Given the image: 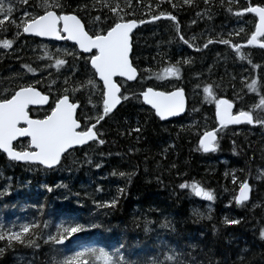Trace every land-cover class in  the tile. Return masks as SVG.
Segmentation results:
<instances>
[{"label":"trees","instance_id":"trees-1","mask_svg":"<svg viewBox=\"0 0 264 264\" xmlns=\"http://www.w3.org/2000/svg\"><path fill=\"white\" fill-rule=\"evenodd\" d=\"M53 4L16 0L29 18L44 14L46 5L57 14H74L92 37L136 20L140 26L131 36L130 61L138 77L133 83L116 80L121 104L104 113V91L90 55L66 42L26 37L23 24L0 22V39L10 42L0 47V101L32 86L49 103L28 113L43 118L66 96L79 105L81 129L92 127L98 134L96 141L66 153L53 169L9 161L0 152V264H21L22 259L27 264H100L102 259L112 264H264V173L253 179L257 170L264 172V112L255 108L264 100V49L246 46L237 55L234 47L254 29L255 17L243 9L264 7V0ZM238 18L247 23L236 36ZM56 59L65 63L56 67ZM44 63L51 65L39 69ZM172 65L179 75L161 79L163 69ZM254 65L260 82L250 91ZM205 84L213 86L215 100H230L256 123L219 127L216 105L204 99ZM149 87L182 88L185 114L161 122L141 103ZM209 130L217 135L215 150L204 152L199 140ZM13 147L29 150L27 140ZM244 181L253 189L247 202L237 204L238 184ZM193 182L201 197L190 187ZM182 183L185 188L179 187ZM73 236L79 239L70 242ZM60 239L66 243L57 245Z\"/></svg>","mask_w":264,"mask_h":264},{"label":"water","instance_id":"water-1","mask_svg":"<svg viewBox=\"0 0 264 264\" xmlns=\"http://www.w3.org/2000/svg\"><path fill=\"white\" fill-rule=\"evenodd\" d=\"M248 13L256 18V23L254 31L248 39V43L252 45H249L246 42L244 46H254L256 48L264 49V47H262L264 46V42L259 41L264 34H261L256 38L258 34L264 33V7L261 6V8L254 9V13ZM42 15L43 17H41V19L47 23L51 25L56 24L57 17L52 14V11L45 12ZM59 19L63 21V27L66 30V34L61 32L60 38L40 37L35 33H24L23 30L22 33L26 37L35 38L45 42H66L72 44L80 54L85 56H89L92 53L93 55L95 54V50L92 48L95 47L98 49L99 54L93 58V67L95 68L94 73L96 79L103 87L104 111L108 112L111 109L108 113L114 112L122 101L120 97L121 87L116 80L133 83L138 77L137 70L133 71V69L128 66L126 58V30L130 27L131 21H129V23L119 22L115 24V27H112L107 31L106 36L99 35L92 37L86 32L82 22L76 15L61 16ZM155 20L156 19L153 21ZM139 26L140 24L137 22L136 26L129 33L130 64L131 36ZM42 34L55 36L57 35V32L55 31V28H52L49 32ZM83 49L90 50L85 51ZM89 65L91 67L90 60ZM92 70L94 71V69ZM116 73L119 74L114 76ZM127 77L133 78L128 79ZM177 89L182 88H174L170 91L162 92H154L161 90L154 89V91H152L151 89L147 90L146 88L144 90L145 92L143 91L144 99L142 95L143 92L140 95L141 103L151 109L161 122L180 118L186 112L187 98L183 89L184 100L180 93L172 92ZM18 90H16L9 99L0 101V149H4V151L0 150V152L3 153L9 161H15L19 164L39 165L45 169H53L59 165L62 157L69 151L96 141L98 134L92 139L93 131L96 133L94 129L93 131L92 128L81 130V124L76 119L79 105L76 103V107L75 103H70L71 101L68 97L63 96L56 101L52 110L45 118L30 119L32 117L29 118L28 110L45 108L49 103V97L42 94L34 87H24ZM164 102H167V104ZM183 107L184 109L181 111ZM171 111H176L177 113L164 118H161L156 114L170 115ZM237 120L241 121L239 123H233ZM215 121L219 127L245 125L252 124V117L245 112H237L230 100L221 98L215 106ZM247 121H249V123ZM37 131L42 132L43 135L38 136ZM25 133L28 134L29 138L18 137L13 140L14 137L23 136ZM214 135L216 141L217 135L215 131ZM20 140H29V143L35 145V150L31 149L29 145V150L32 151H19L13 148L12 145ZM210 142V134L208 132H203L199 140V146L206 149ZM202 151L204 150L202 149ZM211 151L212 150L210 149L209 151L204 152ZM9 156L14 157V159ZM238 190L235 200L243 201L240 204L247 202L252 191L251 186L248 183H244L238 188ZM195 193L197 196H200L202 194L201 189L197 187ZM78 239L79 236H73L69 241L73 242ZM65 243V239H60L56 242L57 245H64Z\"/></svg>","mask_w":264,"mask_h":264},{"label":"snow or ice","instance_id":"snow-or-ice-1","mask_svg":"<svg viewBox=\"0 0 264 264\" xmlns=\"http://www.w3.org/2000/svg\"><path fill=\"white\" fill-rule=\"evenodd\" d=\"M185 3H190V0H185ZM53 6H55V7H59V5H57V4H55V0H54V4H53ZM47 8H48V5H46V11L45 12H48L49 10H47ZM258 8H261V6H249L248 8H245V9H243V11H246V12H252V13H254V9H258ZM5 7H4V4L2 3V2H0V14H4L5 13ZM7 11L9 12V13H11L12 11H13V8H12V5L11 4H9L8 5V7H7ZM52 14L54 15V16H56L57 17V21H56V24L55 25H51V24H49V23H47L46 21H44L43 19H41V17H43V15H37V16H32V17H30V18H28V19H26V20H24V22H23V25H22V30H23V32L24 33H35V34H37V35H39L40 37H57V38H60V34H61V32L62 33H65L66 34V30L64 29V27H63V21L62 20H60L59 19V17H61V16H74V14H64V13H60V14H57L56 12H54V11H52ZM24 15L26 16V17H28L29 16V14L27 13V12H25L24 13ZM162 15H163V13H162ZM78 18V17H77ZM156 17H152V19H155ZM173 20H175V17L173 16V17H171ZM97 20H99V17H97ZM120 21V20H119ZM123 23H129V21H123ZM136 24H137V21L136 20H131V22H130V27L126 30V58H127V62H128V66H130L132 69H133V71H136V69L135 68H133L132 66H131V64H130V62H129V52H130V36H129V33L131 32V30L136 26ZM113 27H115V24H113ZM52 28H55V31L57 32V35H55V36H53V35H46V34H42V33H45V32H49ZM26 29H29V30H26ZM261 34H264V33H260V34H258L257 36H256V38L258 37V36H260ZM99 35L100 36H106L107 35V32L106 31H103V32H100L99 33ZM181 39H183L182 37H181ZM222 43H224V44H229V43H231V41H228V40H222L221 41ZM4 44H5V46H7L8 45V41H4L3 42ZM184 43H188L187 41H184ZM247 43H248V40H247ZM249 44V43H248ZM249 45H252V44H249ZM234 47H235V49H236V53H237V55H240V46L237 44V45H234ZM262 47H264V46H262ZM92 49H94L95 50V54L94 55H90L89 56V60H90V64H91V67H92V69H94V72H95V68L93 67V58L94 57H96L99 53H98V49H96L95 47L94 48H92ZM83 50H85V49H83ZM88 50H90V49H86L85 51H88ZM45 55H47V53H45ZM186 63H187V61H185ZM65 62L63 61V60H61V59H56V61H55V65H56V67H59L60 65H63ZM29 71H34V69H32V68H29L28 69ZM163 72L165 73V74H168V75H179V68H177V67H175L174 65H172V66H168V67H165L164 69H163ZM117 74H119V73H116V74H114V76L115 75H117ZM120 76V75H119ZM121 77H124V76H121ZM128 79H132L133 77H131V78H129V77H127ZM101 79V78H100ZM114 82V81H113ZM115 83V82H114ZM117 85V84H116ZM27 87H32V86H27ZM248 87H249V90L250 91H253V90H255L256 89V87H257V81L255 80V79H253L252 81H251V83L248 85ZM117 88H118V86H117ZM148 89H151L152 91H154V89L153 88H151V87H149V88H147V90ZM146 90V91H147ZM19 91V90H18ZM145 92V91H144ZM144 92L142 93V95H143V99H144ZM154 92H162V91H154ZM173 93H176V92H178V93H180L182 96H183V90L182 89H177V90H175V91H172ZM203 92L205 93V96H206V98H210V97H212L213 96V86L211 85V84H205L204 85V87H203ZM119 99H120V97H119ZM183 100H184V96H183ZM118 102H119V100H118ZM117 102V103H118ZM70 103H72V102H70ZM165 104H167V102H164ZM76 104V103H75ZM76 107H77V104H76ZM114 107V106H113ZM52 108V107H51ZM155 109V108H154ZM184 109V107L181 109V111ZM109 111H111V109L109 110ZM108 111V112H109ZM155 111H156V109H155ZM103 112L104 113H108V112H105L104 111V109H103ZM174 113H177L176 111H171V113H170V115H160L159 113H156L158 116H160L161 118H164V117H166V116H172ZM29 118H30V116H29ZM101 119L103 118L102 116L100 117ZM30 119H33V118H30ZM219 121V120H218ZM241 120H237V121H234L233 123H239ZM220 122V121H219ZM248 123H249V121H247ZM253 122H255V121H251V123H253ZM256 123V122H255ZM221 124V123H220ZM223 125V124H222ZM92 128V127H91ZM92 131H93V128H92ZM205 132H208L209 134H210V136H211V142L208 144V146H207V148L205 149V148H203V147H201V149H203L204 151H209L210 149L211 150H215V135H214V131H205ZM37 135L38 136H40V135H43V133L42 132H40V131H37ZM96 135H97V133H95L94 131H93V135H92V139L94 138V137H96ZM18 137H28V134L27 133H25L23 136H17V137H14L13 138V140H15L16 138H18ZM29 138V137H28ZM99 143H101V144H103L104 143V141L103 140H99ZM28 145L31 147V149H33V150H35V145H33V144H31V143H29V140H28ZM200 145V144H199ZM12 147H13V145H12ZM14 148V147H13ZM21 149H25V150H28L27 149V147H22ZM0 150H3L4 151V149H0ZM20 151V150H19ZM29 151H32V150H29ZM9 157H11V158H13L14 159V157H12V156H9ZM58 162V161H57ZM97 167H100V165L98 164V165H96ZM120 175H123V173H120ZM233 179H235V177H233ZM242 184H244V183H247L246 181H244V182H241ZM179 187L180 188H185V184H180L179 185ZM190 187L192 188V190L193 191H195L196 190V188H197V184L195 183V182H193L191 185H190ZM239 191V190H238ZM204 198H206V199H208V200H213L214 199V197H213V195L212 194H205L204 195ZM235 202L237 203V204H240L241 202H243V201H240V200H235ZM226 223H237L238 221L237 220H230V219H228V220H226L225 221ZM260 236L262 237V238H264V229H262L261 231H260Z\"/></svg>","mask_w":264,"mask_h":264},{"label":"rangeland","instance_id":"rangeland-1","mask_svg":"<svg viewBox=\"0 0 264 264\" xmlns=\"http://www.w3.org/2000/svg\"><path fill=\"white\" fill-rule=\"evenodd\" d=\"M0 2H2L3 4H4V7H5V13L4 14H0V22H4V21H8V22H11V23H13L14 25H22L23 24V22H24V20H26V19H28L29 18V16L28 17H26L25 15H24V13L25 12H27V11H21L20 9L21 8H18L17 9V7H16V0L14 1V0H0ZM9 4H11L12 5V8H13V11L11 12V13H9L8 11H7V7H8V5ZM28 13V12H27ZM237 23H236V25H235V28L233 27V31L236 33V36L237 35H239L241 32H243L244 30H245V28H246V23H247V21H246V19L245 18H238V20L236 21ZM255 23H256V19H255V22H254V25H255ZM253 32V31H252ZM251 32V33H252ZM251 33H250V35H251ZM249 35V36H250ZM248 36V37H249ZM248 37H245V38H242V39H248ZM4 41H7V40H5L4 39ZM4 41H1V39H0V47H7L8 45H10V42L8 43V45L7 46H5V44L3 43ZM11 41V40H10ZM244 48V47H243ZM59 50L61 51V52H65V47H60L59 48ZM59 51V52H60ZM52 52V54L54 53L53 51H51ZM46 62V61H45ZM51 64H49V63H44V65L42 64L41 65V67L39 68V69H41L42 68V70H45V69H47V68H49V66H50ZM258 66H256V65H254L253 67H252V75H253V79H255L257 82H260V81H258L257 80V68ZM39 69L38 70H36V71H34L35 73H39ZM55 69H57L56 67H55ZM177 77V75H165L164 73L163 74H161V79H164V80H166V79H169V78H171V79H174V78H176ZM252 79V80H253ZM242 81V80H241ZM170 86H172V84H170ZM261 86V85H260ZM197 89H198V87H196ZM197 89H196V92H195V94H199V92L197 91ZM204 99H205V101H207V102H214V104L216 105L217 104V102H218V100L219 99H214V94H213V96L212 97H210V98H206V96L204 95ZM104 105V104H103ZM255 108H256V111H258V112H264V100H262V99H259V101L257 102V104L255 105ZM105 109V108H104ZM237 112H243V111H241V110H237ZM247 113V112H246ZM247 114H249V113H247ZM250 115V114H249ZM261 119H263V115L261 116H259ZM264 172H263V170L262 169H259V170H257V174L256 175H254L253 176V179H255V180H257V179H259L260 178V176H262V174H263ZM242 185V183H239L238 184V188L240 187ZM250 185V184H249ZM251 186V185H250ZM238 188H237V190H238ZM251 189H253V186H251ZM236 193H237V191H236ZM200 197H201V195H200ZM202 198H203V196H202ZM21 264H27V261H25V259H22V262H21ZM100 264H112V262L111 261H106V260H104V259H102L101 260V262H100Z\"/></svg>","mask_w":264,"mask_h":264},{"label":"flooded vegetation","instance_id":"flooded-vegetation-1","mask_svg":"<svg viewBox=\"0 0 264 264\" xmlns=\"http://www.w3.org/2000/svg\"><path fill=\"white\" fill-rule=\"evenodd\" d=\"M252 33H253V32H252ZM252 33H251V35H252ZM251 35H250V36H251ZM250 36H249V37H250ZM249 37H248V39H249ZM248 39H247V40H248ZM247 40H246L244 43L239 44L240 48L245 47L244 44L247 42ZM259 41L264 42V36H263L262 38H260ZM40 109H41V108H40ZM29 116H30V115H29ZM45 117H46V116H45ZM45 117H43V118H45ZM32 118H33V117H32ZM38 119H42V118H38ZM81 130H84V129H81ZM85 130H87V129H85Z\"/></svg>","mask_w":264,"mask_h":264},{"label":"bare ground","instance_id":"bare-ground-1","mask_svg":"<svg viewBox=\"0 0 264 264\" xmlns=\"http://www.w3.org/2000/svg\"><path fill=\"white\" fill-rule=\"evenodd\" d=\"M236 197V196H235Z\"/></svg>","mask_w":264,"mask_h":264}]
</instances>
